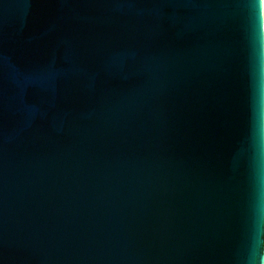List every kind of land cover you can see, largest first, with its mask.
<instances>
[{"label":"water","instance_id":"1","mask_svg":"<svg viewBox=\"0 0 264 264\" xmlns=\"http://www.w3.org/2000/svg\"><path fill=\"white\" fill-rule=\"evenodd\" d=\"M262 0H0V264H263Z\"/></svg>","mask_w":264,"mask_h":264},{"label":"bare ground","instance_id":"2","mask_svg":"<svg viewBox=\"0 0 264 264\" xmlns=\"http://www.w3.org/2000/svg\"><path fill=\"white\" fill-rule=\"evenodd\" d=\"M262 7H263V20H264V0H262ZM263 264H264V260H263Z\"/></svg>","mask_w":264,"mask_h":264}]
</instances>
